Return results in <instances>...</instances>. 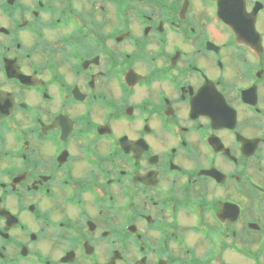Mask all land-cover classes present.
I'll return each instance as SVG.
<instances>
[{
    "label": "flooded vegetation",
    "instance_id": "flooded-vegetation-1",
    "mask_svg": "<svg viewBox=\"0 0 264 264\" xmlns=\"http://www.w3.org/2000/svg\"><path fill=\"white\" fill-rule=\"evenodd\" d=\"M0 264H264V0H0Z\"/></svg>",
    "mask_w": 264,
    "mask_h": 264
}]
</instances>
